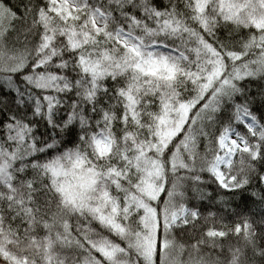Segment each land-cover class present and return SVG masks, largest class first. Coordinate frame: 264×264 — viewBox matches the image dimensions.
Instances as JSON below:
<instances>
[{
	"label": "snow or ice",
	"instance_id": "snow-or-ice-1",
	"mask_svg": "<svg viewBox=\"0 0 264 264\" xmlns=\"http://www.w3.org/2000/svg\"><path fill=\"white\" fill-rule=\"evenodd\" d=\"M0 264H264V0H0Z\"/></svg>",
	"mask_w": 264,
	"mask_h": 264
}]
</instances>
